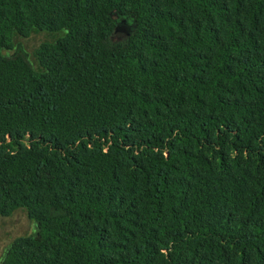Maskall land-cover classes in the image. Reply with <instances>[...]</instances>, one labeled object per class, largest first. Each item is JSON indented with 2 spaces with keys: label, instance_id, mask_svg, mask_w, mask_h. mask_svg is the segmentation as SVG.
I'll list each match as a JSON object with an SVG mask.
<instances>
[{
  "label": "trees",
  "instance_id": "trees-1",
  "mask_svg": "<svg viewBox=\"0 0 264 264\" xmlns=\"http://www.w3.org/2000/svg\"><path fill=\"white\" fill-rule=\"evenodd\" d=\"M39 32L38 66L11 52ZM19 208L0 264H264V0H0Z\"/></svg>",
  "mask_w": 264,
  "mask_h": 264
},
{
  "label": "rangeland",
  "instance_id": "rangeland-1",
  "mask_svg": "<svg viewBox=\"0 0 264 264\" xmlns=\"http://www.w3.org/2000/svg\"><path fill=\"white\" fill-rule=\"evenodd\" d=\"M130 26L126 23L118 25L112 35V39L122 40L129 34ZM53 36L45 33H32L28 37H19L16 41V48L11 52H21L38 66L37 49L44 41L51 40ZM36 224L32 221L26 210L19 208L11 215L3 216L0 214V261L4 257L8 247L18 238L33 234Z\"/></svg>",
  "mask_w": 264,
  "mask_h": 264
}]
</instances>
